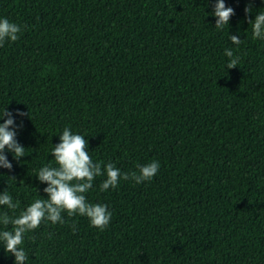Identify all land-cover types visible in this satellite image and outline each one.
<instances>
[{"label":"trees","instance_id":"1","mask_svg":"<svg viewBox=\"0 0 264 264\" xmlns=\"http://www.w3.org/2000/svg\"><path fill=\"white\" fill-rule=\"evenodd\" d=\"M246 3L264 10L225 0L234 14L217 30L210 0H0L22 26L0 45V109L28 112L16 136L28 154H8L0 190L20 208L43 198L34 173L66 126L121 171L160 163L149 182L102 192L97 177L85 195L109 206L108 225L41 221L26 264H264V41Z\"/></svg>","mask_w":264,"mask_h":264},{"label":"clouds","instance_id":"2","mask_svg":"<svg viewBox=\"0 0 264 264\" xmlns=\"http://www.w3.org/2000/svg\"><path fill=\"white\" fill-rule=\"evenodd\" d=\"M260 2L264 5V0ZM210 3L211 11L207 15L214 18L215 28L222 30L228 26L234 9L226 6L225 0H210ZM253 9L251 3H246L243 8L247 27L250 25L253 39L264 41V10L254 12ZM249 13L254 14L249 18ZM21 30L20 24L0 16V45L5 41H16ZM228 39L235 46L242 43L239 30L236 34L228 32ZM223 54L228 58L225 68L237 65L239 57L234 56L233 48H224ZM24 117H28V112L20 109L10 111L5 107L0 109V168H12L8 154L17 161L28 154L26 147L16 139ZM56 136L57 142L51 143L48 150L54 164H43L34 173L35 179L44 185L40 190L44 193L43 198H34L20 208L19 202L6 189L0 190V249L12 257V264H26L29 260L22 246L25 234L37 228L41 221L64 223L62 212L69 217L84 216L91 227L99 230L108 225L112 216L109 206L90 202L85 195L97 177H103L98 184L103 192L116 188L121 180H131L135 184L149 182L160 168L159 161L150 160L137 163L135 170L121 171L112 162L94 160L89 155L85 134L66 126Z\"/></svg>","mask_w":264,"mask_h":264}]
</instances>
